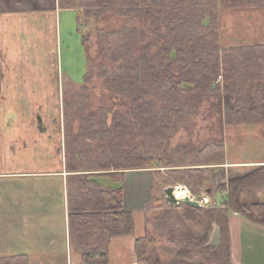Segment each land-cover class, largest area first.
I'll use <instances>...</instances> for the list:
<instances>
[{
	"label": "trees",
	"instance_id": "16d2710c",
	"mask_svg": "<svg viewBox=\"0 0 264 264\" xmlns=\"http://www.w3.org/2000/svg\"><path fill=\"white\" fill-rule=\"evenodd\" d=\"M59 3L62 8L80 6L84 16L95 22L107 13L126 22L117 30L98 31L100 55L113 67L103 62L88 67L84 80L99 74L111 92L131 99V112L100 107L86 113L79 132L73 133L68 124L66 127L69 164L76 161L75 171L89 172L77 175L69 184L73 242L88 263H106L112 237L133 233V215L123 205L121 183L125 170L157 167L156 156L149 151L131 149L129 136L138 129L148 142L165 141L184 117L196 114L204 100L212 97L224 100L226 125L264 123V43L223 48L218 31V0ZM132 21H149L153 38L145 42L146 31ZM83 41L87 45L86 37ZM219 75L223 81L216 83ZM65 115L67 122L75 121L70 114ZM182 148L187 150L181 145L179 149ZM197 154V163L172 159L165 166L226 162L223 140L206 141ZM211 174L209 167L172 168L164 179L161 171L153 172L151 198L144 206L146 235L135 242L140 261L163 264L159 246L165 241L169 244L166 249L174 253L171 264H233L229 211L264 225V201L258 196L264 190V164L230 168L228 183H219L220 190L228 191L220 207L170 204L166 195L158 196L159 183L176 182L187 184L192 193L200 195L212 180ZM98 176H108L116 185L105 186L97 180ZM151 211L153 216H148ZM174 213L179 217L174 218ZM215 224L220 237L219 243L212 245L209 236ZM0 264L30 262L27 256L18 255L0 258Z\"/></svg>",
	"mask_w": 264,
	"mask_h": 264
},
{
	"label": "crops",
	"instance_id": "0c3cea01",
	"mask_svg": "<svg viewBox=\"0 0 264 264\" xmlns=\"http://www.w3.org/2000/svg\"><path fill=\"white\" fill-rule=\"evenodd\" d=\"M73 10L60 7L59 0H0V258L91 264L75 247L69 225V184L89 173L75 171L76 161L67 159L66 83L84 82L70 56L76 41L83 48L84 37L78 38L79 16L78 22L68 16ZM237 163L264 164V159ZM97 180L116 185L108 176ZM152 180L148 170H125L123 205L133 215V233L113 236L107 262L97 264H124L122 250L134 256V264H145L135 242L146 235L144 206ZM138 213L144 222L139 232ZM229 221L232 263L264 264V225L236 211H230Z\"/></svg>",
	"mask_w": 264,
	"mask_h": 264
},
{
	"label": "rangeland",
	"instance_id": "374dc122",
	"mask_svg": "<svg viewBox=\"0 0 264 264\" xmlns=\"http://www.w3.org/2000/svg\"><path fill=\"white\" fill-rule=\"evenodd\" d=\"M74 9L73 11H68V16L70 19H74L75 22H78L79 16V23H77L78 38L82 39V36L87 38V45L83 41L82 48L80 47L81 42L79 41L77 44L76 41V47L74 43L75 48L70 52V56L74 62L73 71L78 80H81L88 67H97L102 62L109 68L113 67V64L100 55L98 31L100 29L117 30L122 28L126 22L123 18L112 13H107L100 22H95L84 16L83 9L80 6ZM217 14L218 31L223 48L229 49L230 47L239 45L264 43V3L262 1L258 0V3H252V0H218ZM131 24L139 26L146 31L145 42L153 38L149 21H132ZM73 32L76 33V28L73 29ZM73 37L76 39V35ZM63 48L66 51L65 45H63ZM220 76L221 78H219ZM219 77L216 83L223 81L222 75H219ZM66 84H68L66 88L68 100L65 107L66 112L75 119V121L67 122V124L73 133L80 131V121L82 122L87 117L86 113L98 111L100 107H111L115 111L125 114L131 112V99L111 92L104 85V80L99 74H94L91 79L84 80L81 84L72 83L69 80ZM223 107L224 100L222 98L212 97L204 100L198 107L196 114L184 117L179 127L169 134L165 141L148 142L144 135L139 134L141 130L138 129L129 136V146L132 150L149 151L151 155L156 156L157 161V167H136L132 169L148 170L149 174L151 173L152 175L153 172L161 171L163 179L167 176L169 169L172 168L209 167L212 170V180L207 183V188L203 189L200 195L192 193L185 183L176 182L174 184L161 185L159 183L160 193L158 196L160 198L165 196L168 191H171L175 196L183 191L185 195L199 200L203 207H220L226 200L228 191L220 190L219 183H228L229 169L236 166L248 165L239 164L237 163L238 161L264 159V123L226 125L223 121ZM111 117L112 114L110 115ZM210 140L224 141L225 160L227 158L232 163L229 165L225 162L224 164L211 165L165 166V163L172 159L176 161L185 159L187 164L197 163L196 161H199L198 149L203 143ZM181 145L185 146L187 150L183 148L179 149ZM96 155L97 153L94 154V156ZM135 165L133 164L132 166ZM240 170L243 172L245 169ZM262 192L264 193V190L260 191L258 196L264 201V196H260ZM149 195L151 198V193ZM152 213L153 211L148 213V216H153ZM173 215L174 218L179 217L175 213ZM216 227L218 226L215 224L209 236V243L212 245L219 243V241L215 240L214 233L218 234V231H215ZM136 228L138 232L144 228L143 215L141 213H138L136 216ZM167 245H169L167 242L162 241L161 246H159L163 264H171L170 260L174 256V253L166 249ZM121 253H124V257H126L124 264H134V256L131 253L127 254V250H122Z\"/></svg>",
	"mask_w": 264,
	"mask_h": 264
},
{
	"label": "water",
	"instance_id": "95a60500",
	"mask_svg": "<svg viewBox=\"0 0 264 264\" xmlns=\"http://www.w3.org/2000/svg\"><path fill=\"white\" fill-rule=\"evenodd\" d=\"M166 199L170 204H182V203H188L192 206L201 207L203 206L202 203L199 200L193 199L190 196L186 195L182 198H178L175 196L171 191H168L166 193Z\"/></svg>",
	"mask_w": 264,
	"mask_h": 264
},
{
	"label": "bare ground",
	"instance_id": "6f19581e",
	"mask_svg": "<svg viewBox=\"0 0 264 264\" xmlns=\"http://www.w3.org/2000/svg\"><path fill=\"white\" fill-rule=\"evenodd\" d=\"M176 196H177L178 198H182V197H184V196H186V195L184 194L183 191H181V192H179Z\"/></svg>",
	"mask_w": 264,
	"mask_h": 264
},
{
	"label": "built area",
	"instance_id": "2783aa9c",
	"mask_svg": "<svg viewBox=\"0 0 264 264\" xmlns=\"http://www.w3.org/2000/svg\"><path fill=\"white\" fill-rule=\"evenodd\" d=\"M219 78H221V76Z\"/></svg>",
	"mask_w": 264,
	"mask_h": 264
}]
</instances>
